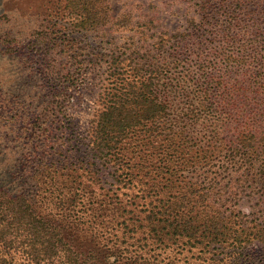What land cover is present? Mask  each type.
<instances>
[{"label":"trees","instance_id":"trees-1","mask_svg":"<svg viewBox=\"0 0 264 264\" xmlns=\"http://www.w3.org/2000/svg\"><path fill=\"white\" fill-rule=\"evenodd\" d=\"M189 1L185 30L145 20L143 45L107 58L83 132L68 115L82 77L71 39L33 33L48 100L32 125L49 143L27 156L59 208L0 186V264H264L250 255L264 248V0ZM59 4L76 32L113 17L111 0ZM245 194L262 209L246 212Z\"/></svg>","mask_w":264,"mask_h":264},{"label":"rangeland","instance_id":"rangeland-1","mask_svg":"<svg viewBox=\"0 0 264 264\" xmlns=\"http://www.w3.org/2000/svg\"><path fill=\"white\" fill-rule=\"evenodd\" d=\"M110 6L113 17L108 25L76 32L70 28L72 18L60 8L59 0H0V186L26 194L35 208L44 213H57L59 204L57 196L46 191L50 177L31 171L35 162L27 156L28 149H40L49 143L41 141L46 137L42 133L47 125H32L45 106L43 102L48 100L40 88L38 64L33 61L37 59H28V50L34 46L33 33L48 27L56 37L71 39L65 48L78 56L76 63L82 77L78 87L71 90L68 115L83 132L102 107L100 92L108 85L107 58L113 52L138 50L145 40V34L140 33L147 26L145 20L158 19L150 25L157 28L155 31L177 32L185 30L195 15V6L189 0H111ZM237 107L242 112L244 101L238 99ZM261 130L260 137L264 138V122ZM53 134L52 129L51 137ZM255 192L260 194V189ZM244 196L242 206L246 212L262 209L256 198ZM250 253L264 258V248L256 246ZM25 262L22 264H31Z\"/></svg>","mask_w":264,"mask_h":264}]
</instances>
